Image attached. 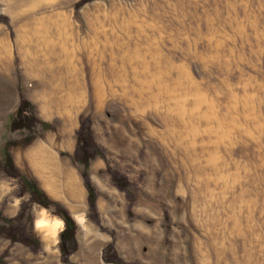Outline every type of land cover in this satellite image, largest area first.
<instances>
[{
    "label": "rangeland",
    "instance_id": "rangeland-1",
    "mask_svg": "<svg viewBox=\"0 0 264 264\" xmlns=\"http://www.w3.org/2000/svg\"><path fill=\"white\" fill-rule=\"evenodd\" d=\"M80 1L0 0V227L17 215L18 179L1 168L14 149L26 182L78 223L65 262L64 220L32 204L41 250L0 237V264H120L110 246L123 264H264V0ZM19 83L32 130L5 116ZM85 117L105 150L87 166L68 149ZM30 153L72 161L82 184L87 171L99 222L87 192H67L66 173L57 188Z\"/></svg>",
    "mask_w": 264,
    "mask_h": 264
},
{
    "label": "trees",
    "instance_id": "trees-1",
    "mask_svg": "<svg viewBox=\"0 0 264 264\" xmlns=\"http://www.w3.org/2000/svg\"><path fill=\"white\" fill-rule=\"evenodd\" d=\"M88 1L90 0H81L80 2L86 3ZM4 21L7 22V20ZM30 107L31 101L26 99V97L21 94L19 105L11 115L10 123L13 130H32L35 124H42L41 119L29 113ZM104 155L105 150L95 138L90 118H83L77 131V143L73 154L74 161L87 166L90 161L96 159L98 156L103 157ZM1 168L6 175L18 179L20 185L19 196L22 197L26 193H29L30 199L21 203V208L15 216L12 224L0 227V237L8 239L12 243L20 242L25 246L30 247L33 251H40L41 245L30 235L29 224L27 221L31 205L37 203L44 208L52 209L53 214L58 215L64 220L65 229L61 233L59 246L62 254V260L67 262L69 260V256L78 248V240L76 237L78 223L70 210L62 205H56L44 199L36 185H29L19 168L16 166L10 153L6 154L5 161L1 165ZM110 173L112 180L118 188L126 190V186L129 182L127 176L121 174L118 170H110ZM82 176L88 191L87 200L89 209L92 213V218L96 222H99V212L97 207L98 190L92 181L91 175L87 171H84ZM112 250V246L105 250L103 259L106 262H117L123 264V261L120 260L116 253L112 252Z\"/></svg>",
    "mask_w": 264,
    "mask_h": 264
},
{
    "label": "crops",
    "instance_id": "crops-1",
    "mask_svg": "<svg viewBox=\"0 0 264 264\" xmlns=\"http://www.w3.org/2000/svg\"><path fill=\"white\" fill-rule=\"evenodd\" d=\"M5 30V31H4ZM5 32V33H4ZM0 33L3 34L1 35L2 38H5L6 37V33H7V30L6 28L0 23ZM16 88H18V91H19V95H21V87H20V83L18 84V87L15 85ZM19 102H20V96H19V100L16 99V101L14 102V104L12 105L13 107L11 108V110H9L5 116H7V118H10L11 114L13 113V111L17 108V106L19 105ZM4 127V122L1 123ZM1 138V136H0ZM53 143L58 144V145H61L62 146V141L60 142H57V141H54ZM72 143V142H71ZM77 143V142H76ZM38 148L42 147V144L38 143ZM36 145V146H37ZM70 144L68 146V149L70 150V153H74L75 151V148H76V145H72ZM46 149L47 146H45ZM13 148V147H12ZM33 148H35V146H32L29 148V150L32 152ZM45 148L43 150H46ZM12 155V158L14 159V162L16 164V166L20 169V171L22 173H24V169H23V166L22 164L17 160V157H16V151L14 149V151L11 153ZM47 154V152H46ZM29 163H32V164H35V165H41L43 167H40L38 168V173H43V174H47L49 173L50 175H55L57 176L56 177V180L54 181V185H56L57 188H59L61 186V178H60V175L62 173H66V175L68 176L67 177V180H65V189L67 190V192H87V197H88V191H87V188H86V185L84 183V179H83V184L80 180V176L78 175L79 174V171L78 169L76 168V166H74L72 164V161L66 159V158H62V157H52L51 159L44 156V157H33L30 153V158H29ZM78 173V174H77ZM72 176V177H70ZM73 180L75 183H73ZM75 185V186H74ZM0 192H6L5 191V188H3L2 186V189L0 188ZM19 198V199H18ZM17 199H15V203L13 205V208L10 210V212H12V214L15 216L16 214H18L20 208H21V203H22V197H18ZM88 201V200H87ZM9 212V211H8Z\"/></svg>",
    "mask_w": 264,
    "mask_h": 264
},
{
    "label": "clouds",
    "instance_id": "clouds-1",
    "mask_svg": "<svg viewBox=\"0 0 264 264\" xmlns=\"http://www.w3.org/2000/svg\"><path fill=\"white\" fill-rule=\"evenodd\" d=\"M43 223H45V222L44 221H37L36 227L39 229L43 225Z\"/></svg>",
    "mask_w": 264,
    "mask_h": 264
},
{
    "label": "bare ground",
    "instance_id": "bare-ground-1",
    "mask_svg": "<svg viewBox=\"0 0 264 264\" xmlns=\"http://www.w3.org/2000/svg\"><path fill=\"white\" fill-rule=\"evenodd\" d=\"M40 221H44L45 222V217H42L41 219H40ZM46 223V222H45ZM62 224V223H61ZM58 226V225H57ZM54 227V226H53ZM52 229V228H51ZM57 231V230H56Z\"/></svg>",
    "mask_w": 264,
    "mask_h": 264
}]
</instances>
